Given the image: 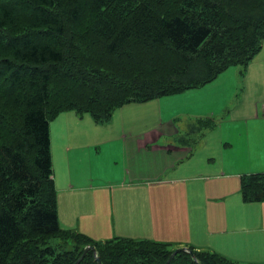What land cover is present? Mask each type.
<instances>
[{
    "label": "trees",
    "instance_id": "obj_1",
    "mask_svg": "<svg viewBox=\"0 0 264 264\" xmlns=\"http://www.w3.org/2000/svg\"><path fill=\"white\" fill-rule=\"evenodd\" d=\"M263 43L264 0H0V264H74L88 245L103 264H165L173 242L62 228L51 123L71 109L104 123L126 104L202 87L247 69ZM241 186L264 201V172ZM190 248L197 260L180 251L169 264H241ZM78 264L98 263L90 250Z\"/></svg>",
    "mask_w": 264,
    "mask_h": 264
},
{
    "label": "rangeland",
    "instance_id": "obj_2",
    "mask_svg": "<svg viewBox=\"0 0 264 264\" xmlns=\"http://www.w3.org/2000/svg\"><path fill=\"white\" fill-rule=\"evenodd\" d=\"M260 65V61H255L247 69L231 66L224 77L208 84L207 88L204 85V88H192L184 93L126 104L115 111L110 121L104 123L97 122L89 113L79 115L74 109L58 115L51 123V138L60 222L87 221L86 228L90 232L101 234L104 231L107 239L117 236L161 241L173 239V236L165 234L160 203L161 198L165 199L160 186L167 187L160 183L166 177V170L161 165L165 156L161 150L140 148L135 143H139V140L146 143L147 137L149 140L156 139L159 132L175 142L183 138L196 141L205 138L208 146H194L195 149L201 148L193 166L197 170L195 174L201 173V169H198L202 165L199 158L208 161L201 153L207 152L208 158L221 156V143L232 147L243 157H264V150L254 143L259 134L264 138V122L251 120H264V86L255 77L264 76L263 72L256 70ZM222 85L230 86L231 90L225 88L221 91ZM226 96H229L228 99L219 107ZM206 117H214L212 123L215 122V126H203L197 121ZM254 125L260 126L257 132L252 131ZM258 172L264 170L250 173ZM99 179L103 184L99 191L80 196L79 191L85 180L97 182ZM68 186L75 187L77 198L74 194L70 198L72 194L66 189ZM207 186L208 182L204 184L206 191ZM170 197L173 199V196ZM179 202L186 206L188 200ZM182 205L179 208H183ZM209 205L211 208L215 206L214 201L211 200ZM241 209L238 208V212ZM262 211L264 203L249 212L244 211V215H247L245 219H259ZM238 216L242 215L239 213ZM228 224L232 225L231 219ZM244 228L242 235L239 232L234 234L237 237L235 240L233 236L230 237L231 241L218 240L222 236L215 235L213 241L196 243H204L200 244L204 245L203 249L211 248L212 243L216 246L222 242L237 243L247 249L219 248L223 251L222 255L241 264H263L264 250L261 253L259 246L256 249L259 253L252 250L261 237L250 238L251 224L248 221ZM146 231L152 232V236H143L142 233ZM246 235L249 238H243ZM52 243L63 242L55 238ZM63 245L60 249H72L74 243L68 241Z\"/></svg>",
    "mask_w": 264,
    "mask_h": 264
},
{
    "label": "crops",
    "instance_id": "obj_3",
    "mask_svg": "<svg viewBox=\"0 0 264 264\" xmlns=\"http://www.w3.org/2000/svg\"><path fill=\"white\" fill-rule=\"evenodd\" d=\"M255 61L261 62L262 65H260L256 70L261 73L263 72L264 74V43L262 49L250 61L247 68H249L250 64H254ZM226 71L222 72L215 80L207 83L205 85L206 87H204L207 88L209 86L208 84H213L215 81L220 80L224 77L223 75ZM255 77L258 79L260 85L264 86V76ZM224 82L225 79L223 80V85ZM232 82L234 85V80H232ZM223 85L221 91H224L225 88L228 91L231 90L230 86ZM229 96L224 97L225 99L219 103V107L226 102ZM73 118L77 117L73 116ZM251 120L264 122V120H261L260 118H252ZM258 129H260L259 125H254L252 127V131L257 132L256 130ZM147 138L148 141L146 143H143V140H139V143L136 141L135 145H140V148L146 147L151 150H161L162 154L165 156L162 158L161 165H163V169L166 170V177L161 180L160 183L166 184L167 187L160 186L161 193H163L165 197V199L161 198L160 203L161 212L163 211L162 218L165 226V234L173 236V239H167V242H173L175 244L174 247L188 246L197 250H210L220 254H223V251L219 248H235L236 250L238 248L247 249V247H242L237 243L226 244L223 242L217 244L218 247L212 243L210 245L211 248L203 249L202 246L204 245L200 244L204 243L196 242L213 241V236L215 235L222 236V238H219L218 240L226 239L231 241L230 237L232 236L235 240L237 237H235L234 234L239 232V234L242 235L245 229L244 226L248 221L251 224V231L249 233L250 238L261 237L252 246V250L258 252L256 250L258 246L260 247V252L264 250V211H262V215L259 219H245L247 215H244V211L249 212L250 209L253 210V208H257L260 204L264 203V201L256 202L245 200L241 190V175L253 171L264 170V157L253 158L250 155L243 157L232 147L229 148L226 144L221 143L220 145L223 150L221 156L208 158L207 152L201 153L205 155V160L207 158L208 161H204L199 158L202 165L201 168L198 167V169H201V173L195 174L197 170H194L193 166L195 165L196 155L200 153L202 147L209 145V143L205 141V138L198 141L193 138L190 140H185L183 138L180 139V141L175 142L174 140H170L169 138L162 136L161 132L158 133L156 139L149 140V137ZM254 143L260 145V149L264 150V138L260 136V134L256 137ZM195 145H198L201 148L195 149ZM217 169L219 171L215 174L214 172ZM206 182H208L207 191L204 187ZM209 184H211V186ZM176 185L179 187H176ZM102 186L103 184L101 179L97 182L85 180L83 182V187L79 191L80 196L87 194L90 191H99ZM69 187L70 186L66 189H68V192L72 194L70 198H73V194L77 198L78 194L75 192V187ZM170 196H173V199ZM185 200H188L186 206L180 204L179 201ZM211 200L215 203V206L212 208L209 205ZM181 205L183 208H179ZM240 207L242 208L241 211L243 213H241V211L238 212V208L240 209ZM148 210L151 214L150 208H148ZM239 213L242 216L239 217ZM229 219H231L232 225L228 224ZM60 224L64 229H74L85 233L96 240H107L106 235H104V231H102L101 234H99V232H90L86 228L87 221L68 220L66 222H60ZM142 235L152 236V232L146 231L143 232ZM243 238L249 237L246 235Z\"/></svg>",
    "mask_w": 264,
    "mask_h": 264
},
{
    "label": "water",
    "instance_id": "obj_4",
    "mask_svg": "<svg viewBox=\"0 0 264 264\" xmlns=\"http://www.w3.org/2000/svg\"><path fill=\"white\" fill-rule=\"evenodd\" d=\"M90 250H92L94 252V254L96 256L97 263L98 264H103L100 256L98 255L97 249L94 246H92V245H88V246L85 247L83 254L80 256V258L74 264L80 263V261L86 256V254ZM180 251H186V252L190 253L192 255L193 259L197 260V257L195 255V253L193 252V250L190 247H188V246H180V247H177L173 251V253L170 255L169 259L167 260V262L165 264H169L170 261L172 260V258Z\"/></svg>",
    "mask_w": 264,
    "mask_h": 264
}]
</instances>
